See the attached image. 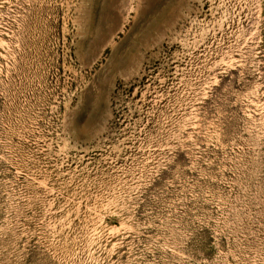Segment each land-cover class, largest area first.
Masks as SVG:
<instances>
[{
    "label": "rangeland",
    "instance_id": "374dc122",
    "mask_svg": "<svg viewBox=\"0 0 264 264\" xmlns=\"http://www.w3.org/2000/svg\"><path fill=\"white\" fill-rule=\"evenodd\" d=\"M0 264H264V0H0Z\"/></svg>",
    "mask_w": 264,
    "mask_h": 264
}]
</instances>
